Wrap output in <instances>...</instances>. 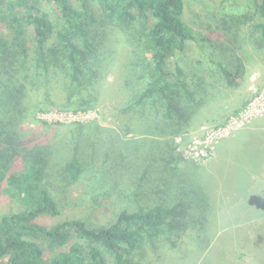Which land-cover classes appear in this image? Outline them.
<instances>
[{
    "label": "trees",
    "instance_id": "trees-1",
    "mask_svg": "<svg viewBox=\"0 0 264 264\" xmlns=\"http://www.w3.org/2000/svg\"><path fill=\"white\" fill-rule=\"evenodd\" d=\"M41 1H0V180L16 163L6 189L25 205L0 219V264L153 263L163 243L177 246L173 232L205 221L182 172L202 166L185 161L174 137L216 102L215 85H234L224 54L237 48L249 61L246 48L264 50V0L202 2L206 35L184 22V0H45L53 19ZM218 30L234 47L211 37ZM115 63L123 98L113 128L25 125L38 109L92 106ZM79 183L91 190L86 207L115 195L112 219L35 222L61 217Z\"/></svg>",
    "mask_w": 264,
    "mask_h": 264
},
{
    "label": "rangeland",
    "instance_id": "rangeland-1",
    "mask_svg": "<svg viewBox=\"0 0 264 264\" xmlns=\"http://www.w3.org/2000/svg\"><path fill=\"white\" fill-rule=\"evenodd\" d=\"M0 1L7 3L14 0ZM220 1L184 0V22L193 30H199L200 33L206 35V30L198 25L199 22L201 26V3L216 6ZM238 1L240 2V0ZM41 4L48 16L53 19L57 13L56 7L51 3H46L45 0H42ZM233 8L236 7L233 6ZM237 9L239 8L237 7ZM3 31L5 34L6 32L9 33L7 29H3ZM211 37L216 42H223L234 47V43L229 40V34H224L221 30L211 34ZM230 37L233 38L232 35ZM234 41L237 46L240 44L236 36H234ZM246 49L251 52L252 60L246 61L244 57H240V50L237 48L234 53L224 54L226 61H223L232 74L234 85L232 87L215 85L219 92L216 102L212 100L213 103L215 102L214 104H208V107L200 112L197 120L191 123L183 134L174 137L177 151L183 155L187 163L207 164L214 158L216 146L222 139L243 127L251 125L254 119L264 115V50L255 51L250 47ZM116 67L117 63L112 67L111 73L107 75V82L103 85L99 98L92 106L77 110L38 109L30 114L25 125L34 128L44 123L48 126L66 127L80 123L97 122L103 127L113 128L114 118L110 115L111 108L117 106L123 98V95L117 91ZM168 67L169 69L172 68L171 65ZM128 137L129 139H139V136ZM16 166V163L12 167L7 166L3 171L5 178L0 180V219L3 216L19 213L25 208L18 197L10 194L6 189V176L14 172L17 169ZM183 166L182 172L188 178V189L190 191L193 189V192L196 193L193 200L197 203L194 209L195 215L203 214L205 221L194 223L196 224H193L194 226L188 224V230L181 229L179 235L173 232L174 235H171V239L176 241L177 246L167 249V244L162 242L161 253L158 256L149 255L147 257L153 262L150 264H241L240 261L235 262L236 253H240V260L245 264H264V231L251 232L230 226L229 220L233 216L227 215L234 214L233 205L228 204L226 206V202L222 201L221 198L217 199L214 195L208 194L207 185L210 189L211 181L208 180L210 176L205 168L194 167L191 164ZM217 181L218 178H216ZM129 184L130 180H127L126 185ZM224 186L225 183L222 184V187ZM149 187L150 185H147L146 189H150ZM85 192H91L89 186L79 183L69 194V198L73 202L72 206L70 209H66L61 217L43 216L36 218L35 222L50 227L67 219H80L97 225L112 219L116 210L114 206L115 195L102 197L96 205L86 207L79 202ZM255 234L262 235L261 239L245 240L249 236L254 237ZM242 237H245V241L241 239ZM251 243L256 245H249ZM246 257L249 259L246 260Z\"/></svg>",
    "mask_w": 264,
    "mask_h": 264
},
{
    "label": "crops",
    "instance_id": "crops-1",
    "mask_svg": "<svg viewBox=\"0 0 264 264\" xmlns=\"http://www.w3.org/2000/svg\"><path fill=\"white\" fill-rule=\"evenodd\" d=\"M201 166L210 176L208 194L221 198L226 206L233 205L234 214L227 215L233 216L230 226L238 230L264 231V115L222 139L216 146L214 158ZM261 237L255 234L252 239ZM247 238L245 240H251ZM235 257V262H239L240 253Z\"/></svg>",
    "mask_w": 264,
    "mask_h": 264
}]
</instances>
